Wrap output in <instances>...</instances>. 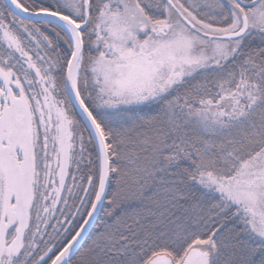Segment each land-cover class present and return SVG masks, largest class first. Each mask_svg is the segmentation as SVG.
I'll return each mask as SVG.
<instances>
[{"label": "snow or ice", "instance_id": "obj_1", "mask_svg": "<svg viewBox=\"0 0 264 264\" xmlns=\"http://www.w3.org/2000/svg\"><path fill=\"white\" fill-rule=\"evenodd\" d=\"M0 264H264V0H0Z\"/></svg>", "mask_w": 264, "mask_h": 264}]
</instances>
